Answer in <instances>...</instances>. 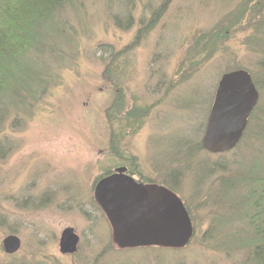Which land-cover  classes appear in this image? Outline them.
<instances>
[{"label":"rangeland","instance_id":"obj_1","mask_svg":"<svg viewBox=\"0 0 264 264\" xmlns=\"http://www.w3.org/2000/svg\"><path fill=\"white\" fill-rule=\"evenodd\" d=\"M39 35L2 99L0 264H246L249 228L208 193L230 171L264 173V0H66ZM237 70L256 82L253 116L231 151L198 150L218 81ZM118 169L177 195L184 246L114 244L94 190Z\"/></svg>","mask_w":264,"mask_h":264},{"label":"water","instance_id":"obj_2","mask_svg":"<svg viewBox=\"0 0 264 264\" xmlns=\"http://www.w3.org/2000/svg\"><path fill=\"white\" fill-rule=\"evenodd\" d=\"M258 100L251 76L245 70L226 73L218 81L209 111L202 147L219 154L236 146L246 128L248 117ZM118 169L102 179L94 199L112 229V240L121 249L147 245L181 247L189 240L191 223L180 199L156 185L136 183ZM79 237L72 228L61 231L58 247L62 254L76 252ZM21 241L16 235L4 238L6 254H14Z\"/></svg>","mask_w":264,"mask_h":264},{"label":"trees","instance_id":"obj_3","mask_svg":"<svg viewBox=\"0 0 264 264\" xmlns=\"http://www.w3.org/2000/svg\"><path fill=\"white\" fill-rule=\"evenodd\" d=\"M65 1L0 0V121L5 114L2 99L13 84L11 68L16 58L33 45L36 38L40 36L41 28L62 8ZM26 74L28 75V72ZM250 75L252 77V74ZM252 80L256 85L253 77ZM18 97L20 98L21 95ZM252 116L253 114L249 119ZM262 132L264 134V127L257 126L256 134L259 135ZM201 149L203 150L201 144H198V150ZM2 156L0 150V157ZM257 168V165L248 166L241 173L238 170L230 171L228 176L230 179L220 178L217 181L218 184L211 187L208 193L211 194L210 200L214 205L228 203L229 215L241 218L249 228L250 233L243 234L252 246L246 264H264V173H258ZM212 214L211 221L214 225L222 223L227 215L226 212L220 215Z\"/></svg>","mask_w":264,"mask_h":264},{"label":"flooded vegetation","instance_id":"obj_4","mask_svg":"<svg viewBox=\"0 0 264 264\" xmlns=\"http://www.w3.org/2000/svg\"><path fill=\"white\" fill-rule=\"evenodd\" d=\"M126 173V170L124 171ZM99 206V205H98Z\"/></svg>","mask_w":264,"mask_h":264}]
</instances>
